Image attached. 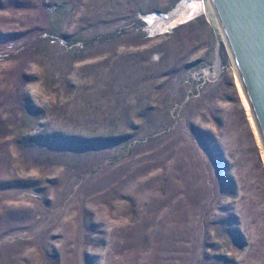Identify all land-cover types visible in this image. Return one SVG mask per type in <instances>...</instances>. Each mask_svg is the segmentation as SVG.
<instances>
[{"label": "rangeland", "instance_id": "374dc122", "mask_svg": "<svg viewBox=\"0 0 264 264\" xmlns=\"http://www.w3.org/2000/svg\"><path fill=\"white\" fill-rule=\"evenodd\" d=\"M205 3L0 0V264H264V151Z\"/></svg>", "mask_w": 264, "mask_h": 264}, {"label": "water", "instance_id": "95a60500", "mask_svg": "<svg viewBox=\"0 0 264 264\" xmlns=\"http://www.w3.org/2000/svg\"><path fill=\"white\" fill-rule=\"evenodd\" d=\"M264 141V0H211Z\"/></svg>", "mask_w": 264, "mask_h": 264}, {"label": "bare ground", "instance_id": "6f19581e", "mask_svg": "<svg viewBox=\"0 0 264 264\" xmlns=\"http://www.w3.org/2000/svg\"><path fill=\"white\" fill-rule=\"evenodd\" d=\"M197 14L198 13H197L196 6L190 5L188 3H182L177 7V9H175L173 12L169 14H164V15L151 14L145 17V19H146L147 25L154 33H157V32L163 33L178 24H182L184 21H187L188 19H191V20L195 19L197 17ZM204 14L206 15L209 23L214 27L217 33V36L219 37L218 38L219 44L224 43L225 45H228L229 51L233 58V64H234L235 71H236V78H235L236 86L240 92L244 108L248 114L251 126L254 129V133L257 136V140L260 142V145L262 146V150L264 151V141H263V137L261 134V130L259 129V124L252 110V106L249 100L248 93L242 82L240 74L238 73L239 72L237 70L238 68H236L237 66L235 65V62H234L235 61L234 56L232 54V51L226 39L224 30L219 21V18L212 6L211 0H206V3L204 5ZM218 63L219 62L216 63L215 68H214V73H213L214 77H216V75L218 74V65H219ZM211 74H209V72L206 71V75H211Z\"/></svg>", "mask_w": 264, "mask_h": 264}]
</instances>
